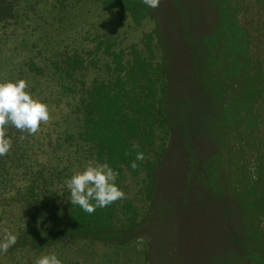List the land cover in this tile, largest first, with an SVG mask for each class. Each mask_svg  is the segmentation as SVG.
<instances>
[{"label": "trees", "instance_id": "16d2710c", "mask_svg": "<svg viewBox=\"0 0 264 264\" xmlns=\"http://www.w3.org/2000/svg\"><path fill=\"white\" fill-rule=\"evenodd\" d=\"M87 2L154 19L144 49L73 32L72 0H0V259L142 238L146 264H231L233 248L264 264V166L237 189L223 167L235 128L264 148V46L236 0Z\"/></svg>", "mask_w": 264, "mask_h": 264}, {"label": "rangeland", "instance_id": "374dc122", "mask_svg": "<svg viewBox=\"0 0 264 264\" xmlns=\"http://www.w3.org/2000/svg\"><path fill=\"white\" fill-rule=\"evenodd\" d=\"M74 2L75 10L64 18L74 27L73 32L85 27L83 32L92 37L115 32L121 37L124 45H136L139 50L144 49L142 38L144 34L151 33L155 28V20L146 18L140 25H135L130 19L124 18L119 12L95 13V7L87 0H79V6ZM240 6L239 21L247 29L252 40L253 52L259 53L264 46V31L261 28L264 21V12L257 0H236ZM85 4V6L83 5ZM73 4V3H72ZM77 6V7H76ZM77 33V32H75ZM249 132L245 127H238L228 132L226 147L223 149V167L228 180L233 181V188L239 184L234 178L238 170L254 171L264 166V148L258 145L261 134ZM255 177V176H252ZM126 197L136 199L140 214L144 211L145 203L139 196L141 191V177L134 181L125 182ZM260 229L259 241L264 248V211L256 221ZM249 226H244L243 233L249 235ZM237 251L233 255L231 264H251L246 248H233ZM165 255L153 257L150 264H173L170 252ZM145 241L142 238L132 240L122 247H113L90 242H75L67 247L53 250L42 255L24 256L13 254L0 259V264H146ZM175 258V254H173Z\"/></svg>", "mask_w": 264, "mask_h": 264}]
</instances>
